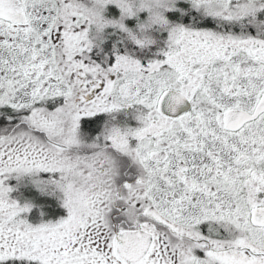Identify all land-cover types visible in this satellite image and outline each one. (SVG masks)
<instances>
[{
    "label": "snow or ice",
    "instance_id": "snow-or-ice-1",
    "mask_svg": "<svg viewBox=\"0 0 264 264\" xmlns=\"http://www.w3.org/2000/svg\"><path fill=\"white\" fill-rule=\"evenodd\" d=\"M0 264H264V0H0Z\"/></svg>",
    "mask_w": 264,
    "mask_h": 264
}]
</instances>
